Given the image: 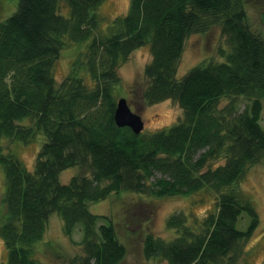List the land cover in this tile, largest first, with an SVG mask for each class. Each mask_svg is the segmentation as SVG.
<instances>
[{"label":"trees","instance_id":"obj_1","mask_svg":"<svg viewBox=\"0 0 264 264\" xmlns=\"http://www.w3.org/2000/svg\"><path fill=\"white\" fill-rule=\"evenodd\" d=\"M10 1L15 9L0 19L6 264H49L36 257V248L53 215L67 237L81 230L78 264H121L127 248L116 222L93 212V205L123 193L168 198L205 191L215 194L214 209L192 223L186 214L172 215L170 238L149 230L144 257L165 264H235L240 243L260 226L240 182L264 163V37L249 18L247 1L131 0L128 12L104 29V0ZM219 25L228 45L220 60H204L179 78L187 40ZM74 45L85 50L58 82L55 65ZM143 46L152 60L131 105L139 111L172 100L184 116L169 130L136 135L118 127L114 115L124 87L119 70ZM236 98L247 101L242 112ZM5 139L42 141L33 170L5 148ZM84 167L90 175L61 182L64 171ZM156 174L161 178L152 181ZM243 214L251 221L240 230Z\"/></svg>","mask_w":264,"mask_h":264},{"label":"rangeland","instance_id":"obj_2","mask_svg":"<svg viewBox=\"0 0 264 264\" xmlns=\"http://www.w3.org/2000/svg\"><path fill=\"white\" fill-rule=\"evenodd\" d=\"M130 1L104 0L100 9L103 19L101 27L107 28L115 18L125 15L128 12ZM246 1L249 18L264 37V0ZM13 9H15V4L10 0L0 3V19L12 13ZM221 48L228 49V45L222 36L220 25L213 27L204 35L190 37L185 44L184 53L179 63V78L185 76L194 66L204 60L211 58L216 61L220 60ZM81 50H85V45H74L62 52L54 70L58 82L63 81L69 74L72 63ZM151 60L150 47L143 46L135 50L119 70L124 85L119 99L125 98L131 110L142 117L145 123L143 132L147 134L169 130L184 116V110L172 100L152 106L145 105L140 107L139 111L131 105L132 91L138 84L141 85L145 81L144 70ZM236 100L237 108L242 112L247 106V101L243 98H236ZM228 102L229 100L223 101V105ZM262 104L263 112L260 123L264 129V99ZM3 145L7 150L15 151L29 170L34 169L42 141L24 145L5 139ZM82 172L90 175L88 167L71 168L62 173L60 180L63 183H68L73 176ZM160 178L161 175L156 174L152 181ZM5 186V172L0 166V224L6 214L5 206L2 203ZM240 190L242 195L252 202L259 215L260 226L252 238L240 243L234 261L235 264H264V163L254 165L247 172L240 182ZM140 196L147 204L141 202ZM140 196L123 193L119 197L109 199L108 202L91 207L93 212L98 209L101 215L114 218L121 240L127 248V256L121 264H165L159 259L147 260L144 257L142 245L145 234L150 230L157 236L170 238L173 231L168 228L167 220L172 215L186 214L189 222L192 223L206 216L214 209L215 205V194L210 191L168 198H152L143 194ZM242 216L244 219L238 224L240 230L246 229L251 221L247 214ZM81 240L80 229H77L71 238L67 237L63 232L62 220L57 215H53L45 238L36 248V257L49 264H74L72 261L78 264L82 256ZM7 256L8 252L0 237V264L7 263Z\"/></svg>","mask_w":264,"mask_h":264},{"label":"water","instance_id":"obj_3","mask_svg":"<svg viewBox=\"0 0 264 264\" xmlns=\"http://www.w3.org/2000/svg\"><path fill=\"white\" fill-rule=\"evenodd\" d=\"M114 120L118 127L130 128L136 135H140L145 129V123L140 115L133 112L125 98L117 101Z\"/></svg>","mask_w":264,"mask_h":264}]
</instances>
